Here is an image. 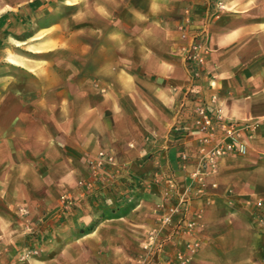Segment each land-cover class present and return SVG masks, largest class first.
<instances>
[{
  "label": "crops",
  "instance_id": "1",
  "mask_svg": "<svg viewBox=\"0 0 264 264\" xmlns=\"http://www.w3.org/2000/svg\"><path fill=\"white\" fill-rule=\"evenodd\" d=\"M90 5L97 16L89 48L60 50L67 64L3 63L0 47V264H166L189 240L198 246L187 264H264V0ZM20 6L34 15L33 0H0V44L27 29L13 14ZM202 27L206 61L195 77L185 53ZM200 104L249 124L245 150L220 157L206 177L191 202L196 231L146 262L165 199L162 176L170 171L184 182L198 166ZM101 152L123 166L103 186L94 178ZM65 194L79 205L74 223L43 225L61 212ZM97 201L108 215L91 227ZM48 228L44 251L23 260Z\"/></svg>",
  "mask_w": 264,
  "mask_h": 264
},
{
  "label": "rangeland",
  "instance_id": "2",
  "mask_svg": "<svg viewBox=\"0 0 264 264\" xmlns=\"http://www.w3.org/2000/svg\"><path fill=\"white\" fill-rule=\"evenodd\" d=\"M47 2H49L48 5L46 4ZM90 2L91 0H46V3H42L41 0H33L35 7L33 9L34 15L31 17H25V14L21 12L23 11L22 6L17 7V9L13 11V14L18 21H21L20 19L22 18L24 23L23 25H26L27 29L19 30L17 36L12 38L10 42L0 44V47L6 50V54L4 53L2 56L1 62L5 63L8 62V60H12L14 62L30 60L37 65H52L58 63L67 64L69 58L68 56L64 57L62 53H60V50L74 49L77 47H81L83 49L89 48V36L91 32L90 20L92 16H97L96 10L91 9ZM41 7L47 8L42 10L43 8ZM100 11L101 10L99 9V12ZM5 16L3 15L0 17V25H2V27L4 26L3 23L5 22ZM25 32L27 35L26 37L24 36ZM23 37H25L24 40ZM182 131L184 130L180 129L177 131L174 138L178 142L183 141L185 136V133H181ZM215 142L216 141H214V139H211V141L206 145L208 148H211ZM104 153L111 157V159L99 161L98 155V162H96L97 167L95 169L96 177L94 178H97L96 180L99 182L100 186H103L101 183V180H103L102 178L111 177L109 171L113 172L115 175H120L123 172V166L119 164L117 158L113 154L106 152ZM184 153L187 154L184 151L180 154V157L185 163L188 159V154L184 159ZM220 157L217 158V166L211 169L208 168L204 162H201L199 151V156L197 158L198 166L196 170L186 177L184 182H180L170 171L162 176V180L166 182V186L163 191V198L165 199L163 201L164 203L159 205L156 210L159 214L157 218V227L153 231L151 242L145 247L146 262H152L156 257L159 256L162 257L166 247L171 241L188 234H193V232L196 231V223L194 228L190 231H184L185 228L179 229V226L182 225V218L184 215L187 212L190 213L191 202L195 198H198L199 196L201 197L203 194V187L206 183V177L217 169ZM132 170L134 171L133 168ZM196 172H198L199 176L195 175ZM200 177H202V179H200ZM68 196L69 195L65 194L61 197L60 213H57L53 219H48V221H45L44 224L42 223L43 220H41L38 225L42 223L43 225L47 226L49 225V222L50 224L52 222L55 227L63 223H74L75 215H77L75 209H77L79 205L78 203H71L70 201L72 197ZM105 206H107V203L97 201L99 216L94 221H92V223H89L91 227L98 224L103 216L108 215L102 209ZM171 206H177L178 210L173 213L171 223H164L162 221V216L165 212H169V208ZM52 235V228H48V230L44 231L40 235L37 241H34V245L29 243V247L24 248L21 258L23 260H28L30 257L40 255L45 248V246L42 245L43 242L50 239ZM66 235L70 236L71 239L74 236L72 233H67ZM189 244H198V242L194 240L187 241L185 244V249L172 252L171 255L166 259V264H172L177 258V255L181 252L186 254L187 258L189 259L188 253L191 251L188 246Z\"/></svg>",
  "mask_w": 264,
  "mask_h": 264
},
{
  "label": "built area",
  "instance_id": "3",
  "mask_svg": "<svg viewBox=\"0 0 264 264\" xmlns=\"http://www.w3.org/2000/svg\"><path fill=\"white\" fill-rule=\"evenodd\" d=\"M205 35L206 29L204 27L194 31L185 54V60L187 63L189 62L188 64L193 69L192 71L195 77L201 75L206 61ZM194 121L198 129L201 130L197 138L200 147V159L208 168L213 169L216 167L217 158L222 155L228 153L237 154L245 150V144L241 138V133L249 124H242L239 121L228 120L221 115L212 114L203 104L195 107ZM216 137H219V139L211 148H208L206 144ZM186 157L187 154L184 153L183 158L185 159ZM104 159L110 160L111 157L101 152L99 154V161ZM195 175H198V172H196ZM200 179H202V177H200ZM259 205H261V202ZM177 210V206H171L169 212L163 214L162 221L164 223H171L173 213ZM182 225L179 226V229L185 228L184 231H190L194 228L195 222L189 217V212L182 218ZM188 246L191 251H195V247L198 246V244H189ZM187 261L188 258L186 254L181 252L177 255V258L172 264H187Z\"/></svg>",
  "mask_w": 264,
  "mask_h": 264
}]
</instances>
